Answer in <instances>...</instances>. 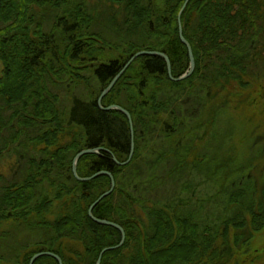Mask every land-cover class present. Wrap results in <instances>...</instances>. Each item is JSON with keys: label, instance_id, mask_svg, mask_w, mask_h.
Masks as SVG:
<instances>
[{"label": "trees", "instance_id": "16d2710c", "mask_svg": "<svg viewBox=\"0 0 264 264\" xmlns=\"http://www.w3.org/2000/svg\"><path fill=\"white\" fill-rule=\"evenodd\" d=\"M185 1L98 0L105 5L98 11L83 0H0V155H17L22 166L20 180L0 186V230L24 225L42 233L35 249L26 246L13 259L0 254V264H30L46 251L64 264H96L103 249L122 242L117 228L89 215L111 178L82 182L73 174L75 156L91 148L103 150L79 160V176L109 171L116 180L93 215L126 233L124 244L107 251L101 264L247 263L254 234L264 230V171L260 166L263 183L255 189L247 188L251 175L242 166L232 163L220 168L221 176H205L195 163L204 162L198 132L211 126L216 132L231 99H244L242 91L258 79L249 77V69L252 60H264V0H190L181 22L196 68L183 81L170 79L158 55L140 56L129 66L102 102L132 115L129 164L114 160L127 161L131 152L127 116L98 105L102 91L141 50L166 53L175 78L188 71L178 21ZM101 14L111 27H104ZM212 83L220 89L214 96ZM236 83L237 95L230 90ZM196 89L209 94L204 127L190 125L181 109L183 93ZM189 167L193 172L185 175ZM186 176L191 178L181 185ZM198 176L220 188L216 197H227L235 217L209 224L201 222L206 200L194 210L188 198L161 203L164 186L177 183L190 191ZM34 264L59 262L42 256Z\"/></svg>", "mask_w": 264, "mask_h": 264}, {"label": "rangeland", "instance_id": "374dc122", "mask_svg": "<svg viewBox=\"0 0 264 264\" xmlns=\"http://www.w3.org/2000/svg\"><path fill=\"white\" fill-rule=\"evenodd\" d=\"M83 1L91 7H101L98 11L105 8V5L99 4L98 0ZM101 20L104 27H111L107 14H101ZM250 65L249 77L251 79L258 77V79L253 80L246 90L242 91L240 96L244 99L239 98V96L231 99L230 112L223 115V118L216 125V132H213V126L198 132L199 136L202 134L204 142L198 150L200 154H204V162L201 164V161L196 160L195 165L200 167V173L205 176L207 174L213 175L219 171V176H221L220 168L232 167V163L235 168L242 166L246 169V173L251 175L246 183L247 188L253 184L255 189H259L263 183L258 172L260 166L264 171V60L254 59ZM234 87L230 90L237 95L241 86L236 83ZM198 89L183 93L181 109L184 117L188 118L190 125L200 122L204 124V127L207 125L206 121L210 116V105L206 104V98L209 97V94L207 95V92L199 93ZM209 89L211 90L210 96H214L220 91L214 83ZM217 105L218 100H213L212 106ZM206 142L207 146H205ZM21 170L22 166L17 155L5 151L0 155V186L8 184L10 181L20 180ZM192 172L193 169L189 167L185 175L192 174ZM190 178L186 176L180 184L182 185ZM201 181L205 183H201ZM196 183L198 185L190 191H183V188L177 183H172L168 187L164 186L161 192V203L174 202L178 204L180 199L188 198L191 205H187V207L194 210L206 200L208 203L205 204V209L201 212L204 214L201 222L208 221L209 224L218 223L220 216L233 218L237 215L236 208L228 206L226 196L216 197L220 192L218 186L200 176H198ZM230 188L233 189L234 186L231 185ZM252 195V191L247 194L249 199ZM57 207L56 204L54 206L55 211ZM244 216L248 221L250 220L246 213ZM2 228L3 230L0 232H3L4 236L0 238V254L10 259L20 254L26 246H30L32 250L35 249V242L40 241L37 237L39 231L36 227L4 225ZM249 248L250 252L245 264H264V230L254 234Z\"/></svg>", "mask_w": 264, "mask_h": 264}, {"label": "water", "instance_id": "95a60500", "mask_svg": "<svg viewBox=\"0 0 264 264\" xmlns=\"http://www.w3.org/2000/svg\"><path fill=\"white\" fill-rule=\"evenodd\" d=\"M190 2V0H186L181 8V11L178 15V21H179V33H180V38H181V41L187 46L188 48V52H189V58H190V66H189V69L187 72H185L183 75H181L180 77H177L175 78L172 74V65H171V61H170V58L168 57V55L166 53H163V52H159V51H150V50H141L139 52H137L127 63L126 65L122 68V70L115 76V78L111 81V83L109 84V86L107 88H105L99 99H98V105L101 109L103 110H118V111H121L122 113H124L128 120H129V123H130V128H131V133H132V146H131V152H130V155H129V158L127 161H124V162H120L118 159H116L114 157V160L115 162H117L118 165H121V166H124V165H127L131 162V160L133 159V156H134V152H135V143H134V121H133V118H132V115L131 113L125 109L124 107L120 106V105H112V106H109V107H104L102 102H103V99L106 97V95L113 89V87L115 86V84L117 83V81L120 79V77L125 73V71L129 68V66L135 61V59H137L138 57L140 56H143V55H158V56H161L163 57L165 60H166V63L168 65V73H169V76H170V79L172 81H175V82H179V81H183L185 79H187L188 77H190L194 71H195V68H196V61H195V56H194V53H193V50H192V46L190 44V42L184 37L183 35V28H182V22H181V17H182V14L184 13L188 3ZM100 150H103V148H91V149H85V150H82L80 151L74 158V161H73V174L74 176L79 180V181H82V182H85V181H90V180H93L95 178H97L98 176L100 175H107L111 178V188L104 192L90 207L89 209V215L90 217L98 224H101V225H107V226H111V227H115L117 228L121 234H122V242L115 246V247H108V248H105L101 251L100 255H99V258L97 260V263L96 264H101L102 263V258L104 256V254L109 251V250H113V249H116V248H119L121 247L125 240H126V233H125V230L122 226H120L119 224L117 223H114V222H111V221H108V220H100L96 217H94L93 215V209L107 196L111 195L112 192L115 190L116 188V180H115V177L113 175L112 172H109V171H100L94 175H92L91 177H81L79 176L78 174V163H79V160L84 156V155H87V154H97L100 152ZM42 256H50V257H54L58 262L59 264H64L63 263V260L62 258L56 254V253H53V252H50V251H46V252H41V253H37L36 255H34L30 261V264H34L36 259H38L39 257H42Z\"/></svg>", "mask_w": 264, "mask_h": 264}, {"label": "bare ground", "instance_id": "6f19581e", "mask_svg": "<svg viewBox=\"0 0 264 264\" xmlns=\"http://www.w3.org/2000/svg\"><path fill=\"white\" fill-rule=\"evenodd\" d=\"M101 220V219H100ZM121 226V225H120Z\"/></svg>", "mask_w": 264, "mask_h": 264}]
</instances>
